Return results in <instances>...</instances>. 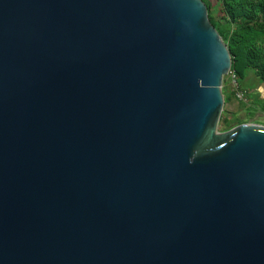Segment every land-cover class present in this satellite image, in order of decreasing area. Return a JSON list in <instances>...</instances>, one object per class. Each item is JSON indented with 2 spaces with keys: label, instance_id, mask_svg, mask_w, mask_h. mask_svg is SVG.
I'll return each mask as SVG.
<instances>
[{
  "label": "water",
  "instance_id": "1",
  "mask_svg": "<svg viewBox=\"0 0 264 264\" xmlns=\"http://www.w3.org/2000/svg\"><path fill=\"white\" fill-rule=\"evenodd\" d=\"M229 68L202 0H0V264H264Z\"/></svg>",
  "mask_w": 264,
  "mask_h": 264
},
{
  "label": "trees",
  "instance_id": "2",
  "mask_svg": "<svg viewBox=\"0 0 264 264\" xmlns=\"http://www.w3.org/2000/svg\"><path fill=\"white\" fill-rule=\"evenodd\" d=\"M202 1L211 24L227 48L230 69L237 79L240 81L247 72H252L264 83V0H215L216 7L212 0ZM215 9L230 30L219 29L211 19L209 13Z\"/></svg>",
  "mask_w": 264,
  "mask_h": 264
},
{
  "label": "rangeland",
  "instance_id": "3",
  "mask_svg": "<svg viewBox=\"0 0 264 264\" xmlns=\"http://www.w3.org/2000/svg\"><path fill=\"white\" fill-rule=\"evenodd\" d=\"M212 5L216 7L215 0H212ZM209 14L211 19L217 22L219 29L224 31L231 29L230 26L228 28L225 21L220 19L216 9ZM226 82L227 79L223 76L221 92L227 99L223 100L216 130L224 132L243 124L264 127V83L254 73L247 72L246 76L239 82L249 95L246 93L247 97L244 102H237L231 91L229 92L225 88Z\"/></svg>",
  "mask_w": 264,
  "mask_h": 264
},
{
  "label": "built area",
  "instance_id": "4",
  "mask_svg": "<svg viewBox=\"0 0 264 264\" xmlns=\"http://www.w3.org/2000/svg\"><path fill=\"white\" fill-rule=\"evenodd\" d=\"M227 79L225 87L228 88L229 92L237 102H244L247 95V91L240 85L239 80L237 79L235 73L230 68L227 73L224 75ZM223 89V86L221 87ZM249 95V93H247Z\"/></svg>",
  "mask_w": 264,
  "mask_h": 264
}]
</instances>
